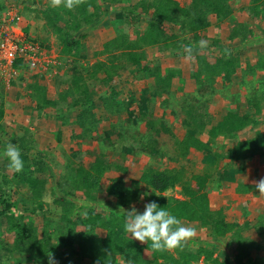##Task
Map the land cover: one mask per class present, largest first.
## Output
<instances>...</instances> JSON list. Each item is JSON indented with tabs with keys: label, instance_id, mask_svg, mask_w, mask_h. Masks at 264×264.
<instances>
[{
	"label": "trees",
	"instance_id": "1",
	"mask_svg": "<svg viewBox=\"0 0 264 264\" xmlns=\"http://www.w3.org/2000/svg\"><path fill=\"white\" fill-rule=\"evenodd\" d=\"M186 2L79 0L71 10L43 5V0H32L36 9L23 3L35 15V22L25 16L27 43L39 46L37 55L49 53L50 36H55L67 70L64 78L55 77V98L48 97L43 83L47 74L54 73L52 64H45L48 69L40 68L31 78L20 75L21 83L12 79L4 86L7 101L30 99L24 113L39 116V127L35 132L26 130L22 137L14 135L8 143L0 140V153L6 145H16L24 162L23 171L17 173L8 168L6 157L0 158V219L4 222L0 249L7 252L0 253V264H264V197L259 206L245 202L239 214L226 210L256 191V184L238 179L243 173L235 166L252 156L264 163V94L259 98L255 88L252 100L246 101L234 95L235 110L226 109L220 119L202 103L205 95L237 92L235 83L242 87L246 75H263L264 32L254 21L264 22V0ZM6 8L0 4V9ZM43 20L44 36L40 29L31 28ZM144 21L147 26L142 30ZM104 22L115 27L113 38L104 41L100 33L91 37L82 33ZM211 29L228 30L227 39L236 47L224 48L217 37L211 39L214 46L200 49L199 41H208ZM244 44L254 51L245 60ZM186 46H194V60L186 59ZM212 47L218 52L212 53ZM15 66L23 68L19 61ZM127 74L132 76L130 82L145 79L149 85L138 98L132 90L126 97V86L119 87ZM150 97L164 113L169 111L171 122L164 113L156 115L158 106ZM200 102L210 114L208 119L194 111ZM5 121L3 101L2 135H6ZM107 122L109 128L103 125ZM140 122L145 128V134L136 133L144 137L141 149L160 168L142 158L129 161L128 156L139 155L134 146L120 153L117 162L112 160L113 148L124 145L129 135L134 138L129 126ZM43 129L52 133L59 149L67 139L71 141L70 150L59 152L64 170L56 185L50 184L47 174L51 152L32 154ZM164 135L169 141H164ZM220 143V153L209 151ZM83 154L88 162L81 159ZM223 159L230 161L222 166ZM217 182L238 193L226 197L228 208H213L208 193L210 184ZM20 196L25 201L17 200ZM149 202L195 227L196 236L207 234L209 239L198 245L190 240L183 248L163 252L153 251L151 241L132 239L124 230L121 209ZM6 234L11 235L9 244H4Z\"/></svg>",
	"mask_w": 264,
	"mask_h": 264
},
{
	"label": "rangeland",
	"instance_id": "2",
	"mask_svg": "<svg viewBox=\"0 0 264 264\" xmlns=\"http://www.w3.org/2000/svg\"><path fill=\"white\" fill-rule=\"evenodd\" d=\"M178 1L182 5L187 4L186 0H178ZM247 1H249V0H246V2ZM24 2H27V6H30V7L35 8V9L37 8L35 5L31 4L32 0H0V4H4L8 8L17 6V8H20L22 10V14H23L24 18H25V16L28 18H32L31 21L35 22L33 19V17L35 16L34 13L32 14L30 11L25 9L26 5L23 4ZM244 2H245V0H244ZM48 3H50V0H43L42 4L48 6ZM246 5H247V3L243 4V6H246ZM4 11L0 10L1 13ZM239 13H240V10L237 9L236 14H239ZM261 20H262L261 18H258L254 21L255 22L254 25L259 29L260 33L264 32V22H262ZM28 23H29V19L25 20L24 26L27 27ZM228 23H231V21ZM32 24H33L31 26L32 31H34L36 29H40V31H41V28H43L42 24L45 25L46 21L43 20L42 22L37 23V25L35 23H32ZM118 24H120L119 21L115 23V26ZM95 26L85 28L82 31V33L88 34L89 37H91L95 33H100L102 38L104 39V41H106L110 38H113L116 35V30L114 29L115 27L113 28V26L111 24H105V22H104L99 28L97 26L96 27ZM146 26H147V23H146V21H144V23L141 26L142 30H144L146 28ZM208 32H209V37H210L208 40V46L212 45L211 39L215 40V39L220 38L224 42V48L234 49V47H236L235 43H232L227 39L228 38V30H220V31H217V33H215L211 29ZM41 34H42V36H44V33L42 31H41ZM262 34H264V33H262ZM217 37H219V38H217ZM50 38H51V40H50L51 50L49 51V53H47L46 51L43 52V54H45L44 58H46V59L42 63L47 64V61L53 62V63H49V64L53 65L54 73L47 74L48 78L49 77L50 78L44 84L45 85L47 84V86H48L49 95L51 97L55 98V96H56V82H57L55 77L57 76V72H58L59 76L64 78L65 77L64 72L67 70L66 69L67 66H65L64 61H63V57L61 56V53H60L61 52L60 44H58L55 36L51 35ZM254 41L255 40L251 41L249 44L252 45L254 43ZM212 46H214V45H212ZM249 47L250 46L249 45L246 46V44H244L242 46V50H243L242 59L243 60H245L251 53L254 52V51H251ZM212 48H213L212 53L218 52L217 48H215V47H212ZM149 58L151 60H153L154 63H156L157 65L160 64V60L156 59L152 54H149ZM93 61H94V59L91 60V62H93ZM85 62L86 61H84V63ZM63 65H64V67H63ZM58 67L62 68L63 71L59 72ZM35 73H36V71L29 72L27 74L28 78H31V75H33ZM131 80H132V76L130 74H127L124 77V79H122L120 81L121 83H119V87L122 88V87L126 86V88H127L126 97H128V95L131 94V92H133L134 96L135 97L137 96L136 98H138L139 94L142 93V91L144 89L148 88L149 85H147L145 79H142L139 82H136V81L130 82ZM126 81L130 82V84L127 85ZM243 82L244 83H243L242 87H239V85L237 83H235L234 88L235 89L238 88L237 92H236V90H234V91H229V93H226L225 95L220 94V93H219L220 95L218 93H216L217 95H212V96H209V95L206 96L205 95V98H204V96H203V98L206 100H204L202 103L206 104L207 110L209 109L210 112L215 114L214 115L215 118L220 119L222 114L225 112L226 109L230 108L232 110H235V104H233V96L234 95L238 94L239 99L241 101L252 100V90L256 88L258 91V95H260L259 98L262 97V95L264 94V92H263V90H264V84H263L264 83V72H263V75L261 77H259L258 74H257V77L254 75H248V76L246 75ZM20 83H21V81H20ZM91 83H93V82H90V84ZM99 87L100 86H98V88H97L98 94H101V88H99ZM3 88H4V86L0 83V103H2L3 101L6 102L7 111L8 110L12 111V113L8 114V115H12V117L9 118V121H6L4 123L6 135H2L0 133V140L3 141L2 143H8L14 135H17L20 137L26 135V130H30L31 132H35L39 127V123H38L39 116L38 117H31L29 115L28 116L25 115L24 106L25 105L28 106L30 104L29 98H27V100L18 101L17 103L9 102V101H7V99L5 97L6 90L5 89L3 90ZM22 90H24V89H22ZM129 90H132V91L129 93ZM150 92H149V94H150ZM197 97H199V95ZM150 98L158 106L157 111H156V115L157 116L163 115L164 111L162 108H160L159 102L156 101L155 98H152V97H150ZM112 108L115 110H118L117 108H114V107H112ZM113 109H112V111H113ZM207 110H204V108L201 105V102L194 107V111L196 113L202 114L204 117L206 116L204 119L209 118L210 114H208ZM114 111H113L114 114H119L118 111H116V112H114ZM103 114L106 115V113H104V112H103ZM40 116H42V115L40 114ZM125 117H126V115L123 114V118H125ZM42 118H45V117L42 116ZM164 119L169 121V122L172 121V117L169 115V111L167 109H165ZM113 121L116 122L117 119L113 118ZM116 123L118 124L119 122L117 121ZM103 125L106 128H109V122L103 123ZM129 131H130L131 135H134V138L129 135L126 138L124 145L114 147L113 149L115 151H113V155H111L112 160L114 162H117L118 160H120V155H119L120 153L124 152L125 149L132 150L131 146H134L135 148H138L139 155L137 157L128 156L129 161L130 160L135 161L136 160L135 158H142V159L146 160L150 165H153L154 163H152L151 157L146 155L141 149L142 144H144V142H145L144 137H141L138 134H136L137 132H139L140 134H142V133L145 134L144 124H142L140 122L137 125H131V126H129ZM164 141H169V138L166 137L165 135H164ZM96 144H99V143H95V145ZM221 145H222V143H220V145H217L215 147V149L213 147L210 148L209 151L213 152L215 150L216 152L219 151V153H220L221 150L223 149V146H221ZM70 146H71V141H70V139H67L66 143L64 145H62V147H60L61 149H59L58 144L55 142L54 136L52 135V133L48 129H46L45 131L43 129V131L41 132V135H39L37 137V141H36V148L37 149L33 150L32 154L33 155L37 154L38 150L51 152L50 156L52 157L53 160L52 159L49 160L51 165H50V167L48 169V173H47L48 177L50 179L51 185H56L58 183V181L61 177V173L64 170V167H63L64 165L60 161L61 156L60 157L58 156L59 152L62 149H65L66 151L70 150L69 149ZM220 148H222V149L220 150ZM229 148H230V146H229ZM110 150H112V149L106 148L107 152ZM127 153H128V151H127ZM0 156H1L0 158L2 159L3 156L2 155H0ZM81 159H83L85 162H88L87 156H85L84 154L82 155ZM258 159L262 160V158H257V157L254 158L252 156L251 158L249 157V159H248L250 161L247 160L248 162H246V163H240V165H236L235 168H239L241 170V172L243 173L242 176H238V179L240 178L242 181H249V182H252L254 184L258 183L261 179H264V165H263L264 163L262 161H259ZM229 161H230V159H223L221 161L220 165L225 166ZM167 164H168V162L166 163V165ZM160 166H161V164H154L155 168H160ZM200 167H201V164L198 163V169L199 170H200ZM231 169L232 168H230V170ZM228 170H229V168H228ZM209 181H210V179H209ZM227 183H230V182H227ZM208 194L210 196V199H211V202H212L214 209H217L218 207H221V206H226L228 208V205H230V204H228V202L226 201V197L228 198L229 195H232L234 197L238 196V193H235L234 191H230L229 187H226V185L222 182L210 184V190H209ZM249 196L250 197L246 198V200L244 199V201L243 200H242V202L240 201L241 203H239V201L233 202V204L230 205V207L228 209H226L227 212H230V213L234 212L236 214H239L238 211L241 209L239 207L243 206V205L245 206L246 203L251 204V205H255V206L260 205L259 203L261 202V196H259L258 193L254 192L253 194H251ZM19 199L21 201H25V199H23L22 196L18 197L17 200H19ZM144 207L145 206L142 204H137L136 209L138 211H144ZM263 214H264V212H263ZM250 218H253V214L251 216H249V219ZM0 224L1 225L4 224L2 219H0ZM195 237L192 239V241L194 243H196L197 245L201 244V243H203V241L209 239L207 234L206 235L200 234V235L195 236ZM10 238H11V235L6 234L5 238H4V244L11 243V240H9ZM227 243H228V241L223 242L221 244H222V246H226ZM191 245L193 246L192 242H191ZM0 253L1 254H7V252L3 249H0Z\"/></svg>",
	"mask_w": 264,
	"mask_h": 264
},
{
	"label": "clouds",
	"instance_id": "3",
	"mask_svg": "<svg viewBox=\"0 0 264 264\" xmlns=\"http://www.w3.org/2000/svg\"><path fill=\"white\" fill-rule=\"evenodd\" d=\"M78 3L79 0H50V5L52 7H59L63 5V7L68 10L76 7ZM9 12L16 13L17 16L21 18V21L17 26H15V28L19 33L22 34L23 39L27 41L24 26L25 18L20 8H17V6L9 8L7 7L4 12H0V22L4 20L5 16H7ZM207 45L208 41L201 39L198 46L200 49H204L207 47ZM193 48L194 46L185 47L186 59H195L193 55ZM16 63L17 61L15 62V65ZM49 63L53 62L51 61ZM49 63H47L46 65H49ZM15 65L14 69L17 71V75L15 77L7 80L0 76V83L3 86L7 87L8 83L12 79H17L20 82L22 79H20L19 76L22 74L26 75L29 72L34 71H36L35 74H37V72L40 71V68H43L44 71L48 69L44 63H42V66L35 70H31L29 68H17ZM49 78L47 76V79ZM0 155L7 158L9 169L17 173L23 171L24 162L21 159L20 150L16 145H6L4 151L0 153ZM255 188L256 191L253 192L258 193L261 197H264V179H261L258 183H256ZM121 212L123 214L125 232L128 235L130 234L132 239L138 240L140 242L151 241V249L156 252L183 248L186 243L192 240L197 234V229L195 227L183 223L175 215L171 214L170 211L166 210L165 208L159 207L155 202L147 203L144 207L143 212H139L135 207H132L130 210H125L122 208Z\"/></svg>",
	"mask_w": 264,
	"mask_h": 264
},
{
	"label": "built area",
	"instance_id": "4",
	"mask_svg": "<svg viewBox=\"0 0 264 264\" xmlns=\"http://www.w3.org/2000/svg\"><path fill=\"white\" fill-rule=\"evenodd\" d=\"M20 21L21 18L16 13L9 12L0 22V76L7 80L17 75L14 69L16 61H21L23 68L35 70L42 66V60L46 59L43 58V53L37 55V45L27 43L16 30L15 26Z\"/></svg>",
	"mask_w": 264,
	"mask_h": 264
},
{
	"label": "crops",
	"instance_id": "5",
	"mask_svg": "<svg viewBox=\"0 0 264 264\" xmlns=\"http://www.w3.org/2000/svg\"><path fill=\"white\" fill-rule=\"evenodd\" d=\"M48 79H46V80H43V83H46V81H47ZM42 83V82H41ZM49 90V89H48ZM49 98H53V97H51L50 95L48 96ZM4 105H5V120L6 121H9V118H11L12 117V115H8V114H11L12 113V111H7V109H6V102H4ZM5 121V122H6Z\"/></svg>",
	"mask_w": 264,
	"mask_h": 264
}]
</instances>
